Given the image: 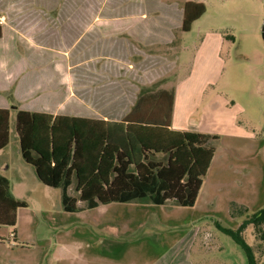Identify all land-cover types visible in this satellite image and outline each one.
I'll list each match as a JSON object with an SVG mask.
<instances>
[{
    "label": "crops",
    "instance_id": "crops-1",
    "mask_svg": "<svg viewBox=\"0 0 264 264\" xmlns=\"http://www.w3.org/2000/svg\"><path fill=\"white\" fill-rule=\"evenodd\" d=\"M188 5L193 15L204 4L196 0H0V108H11L14 116L21 110L42 111L125 125H166L170 119L172 131L215 136L211 145L216 152L201 189L209 198L210 179L207 184L206 179L219 164L217 146L224 132L217 113L219 99L209 96L206 108L203 103L208 90L219 83L216 73L225 37L217 30L205 31L198 35L191 55L193 41L187 36L207 9L185 31ZM236 128L241 130L234 124L228 131L231 140L236 139ZM233 173L237 176L240 171L235 168ZM241 200L239 204H247ZM109 205L78 212L77 221L59 227L63 237L56 242L57 264H160L145 263L139 246H118L114 239L135 235L136 228H114V223L125 224L131 218L108 215ZM28 221L17 220L16 240L30 230ZM76 230H83L84 237L73 238ZM197 234L188 244L193 245ZM203 239L207 241L208 234ZM97 247L104 249L99 253ZM175 262L174 257L164 264Z\"/></svg>",
    "mask_w": 264,
    "mask_h": 264
},
{
    "label": "rangeland",
    "instance_id": "rangeland-1",
    "mask_svg": "<svg viewBox=\"0 0 264 264\" xmlns=\"http://www.w3.org/2000/svg\"><path fill=\"white\" fill-rule=\"evenodd\" d=\"M196 1L205 5L207 13L187 36L193 41L191 55L198 35L205 31L217 30L225 37L222 64L216 73L220 74V80L208 90L203 103L206 108L209 96L219 99L217 113L224 132L217 146L219 164L206 179V184L210 179L209 198L203 189L194 207L173 208L170 202L162 207L148 200L112 203L108 215L118 217L117 220L131 218L125 224L116 222L113 227L136 228L135 235L114 241L119 242L118 246L121 243L139 246L145 263L164 264L175 257V264H189L186 260L190 264H247L243 249L218 230L216 223L237 229L247 216L264 208V0ZM10 111L9 144L0 150V173L10 181L15 200L23 204L16 208V220L30 219L27 225L30 230L16 240L13 228L0 225V264H57L54 251L59 237H63L59 227L74 223L77 215L64 211L61 189L45 185L35 168L23 158L14 112L11 108ZM234 124L241 130L236 128V139L231 140L227 136H231L228 131ZM163 158L160 156L158 160ZM235 168L240 171L237 176L233 173ZM69 194L78 198L75 182ZM241 199L247 204H239ZM79 202L81 207L85 206ZM152 225L156 228H149ZM196 232V241L188 244ZM83 233L76 230L72 237L81 239ZM205 234L207 241L203 239ZM244 237L264 261V242L258 239L253 226L247 228ZM97 248L99 253L104 249Z\"/></svg>",
    "mask_w": 264,
    "mask_h": 264
},
{
    "label": "trees",
    "instance_id": "trees-1",
    "mask_svg": "<svg viewBox=\"0 0 264 264\" xmlns=\"http://www.w3.org/2000/svg\"><path fill=\"white\" fill-rule=\"evenodd\" d=\"M197 7L193 15L189 5L186 7L185 31L205 14L204 5ZM124 123L53 116L42 111L21 110L15 116L23 158L45 185L61 189L65 212L143 200L157 206L170 202L194 207L216 152L211 142L217 137L172 131L170 119L168 124L157 126ZM9 133L10 111L0 108V150L9 144ZM158 156L164 158L158 160ZM74 182L78 198L69 194ZM21 205L11 193L10 181L0 173V225L15 230V212ZM249 226L264 242V208L247 216L237 229L216 223L218 230L243 249L247 264H262L244 237Z\"/></svg>",
    "mask_w": 264,
    "mask_h": 264
},
{
    "label": "water",
    "instance_id": "water-1",
    "mask_svg": "<svg viewBox=\"0 0 264 264\" xmlns=\"http://www.w3.org/2000/svg\"><path fill=\"white\" fill-rule=\"evenodd\" d=\"M262 37L264 39V22H263V26H262Z\"/></svg>",
    "mask_w": 264,
    "mask_h": 264
}]
</instances>
